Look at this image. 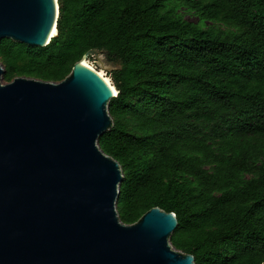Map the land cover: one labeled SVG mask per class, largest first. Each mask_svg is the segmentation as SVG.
<instances>
[{"label": "trees", "instance_id": "trees-1", "mask_svg": "<svg viewBox=\"0 0 264 264\" xmlns=\"http://www.w3.org/2000/svg\"><path fill=\"white\" fill-rule=\"evenodd\" d=\"M57 4L46 46L0 39L3 79L60 82L103 53L119 66L99 141L122 173L119 220L157 207L175 215L169 242L194 264H264V0Z\"/></svg>", "mask_w": 264, "mask_h": 264}, {"label": "water", "instance_id": "water-1", "mask_svg": "<svg viewBox=\"0 0 264 264\" xmlns=\"http://www.w3.org/2000/svg\"><path fill=\"white\" fill-rule=\"evenodd\" d=\"M57 18V0H0V39L44 47ZM77 64L8 83L0 64V264H194L169 242L173 213L119 220L122 173L99 146L115 96Z\"/></svg>", "mask_w": 264, "mask_h": 264}, {"label": "rangeland", "instance_id": "rangeland-1", "mask_svg": "<svg viewBox=\"0 0 264 264\" xmlns=\"http://www.w3.org/2000/svg\"><path fill=\"white\" fill-rule=\"evenodd\" d=\"M178 14H180L185 19H187L188 21H190V22H192L194 24H197L198 23L197 18L194 17L191 13L187 12L182 7H178ZM199 25L201 27H208V26H210V24L208 22L207 23H199ZM213 27H214L215 30H220V31H224L226 29L224 26H221V25H214ZM86 62L88 63L89 66H91L96 71L102 72V74L105 77H107L108 79H109V75L108 74L111 71L116 70L119 67L118 65H115V64H112V63L107 62L105 60V57H104L103 53H101V52L98 53L95 56H90V58L88 60H86ZM259 163H260V161H259ZM256 174L243 175V179L248 180L250 178L256 177L257 176ZM120 196H121V191H120Z\"/></svg>", "mask_w": 264, "mask_h": 264}, {"label": "bare ground", "instance_id": "bare-ground-1", "mask_svg": "<svg viewBox=\"0 0 264 264\" xmlns=\"http://www.w3.org/2000/svg\"><path fill=\"white\" fill-rule=\"evenodd\" d=\"M55 34V30L54 28L51 31V35ZM77 67L79 68H83L91 73H93L99 80L100 82L105 86V88L107 89V91L112 95V96H116L117 92L114 89V87L112 86L110 80L105 77L102 72L100 71H96L95 69H93L91 66L88 65V63L86 62V60H81L80 62H78Z\"/></svg>", "mask_w": 264, "mask_h": 264}]
</instances>
